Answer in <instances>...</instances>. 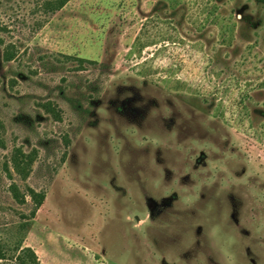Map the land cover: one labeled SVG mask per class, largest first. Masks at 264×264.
<instances>
[{
  "label": "rangeland",
  "instance_id": "374dc122",
  "mask_svg": "<svg viewBox=\"0 0 264 264\" xmlns=\"http://www.w3.org/2000/svg\"><path fill=\"white\" fill-rule=\"evenodd\" d=\"M47 1L0 0L6 264H264V5Z\"/></svg>",
  "mask_w": 264,
  "mask_h": 264
},
{
  "label": "trees",
  "instance_id": "16d2710c",
  "mask_svg": "<svg viewBox=\"0 0 264 264\" xmlns=\"http://www.w3.org/2000/svg\"><path fill=\"white\" fill-rule=\"evenodd\" d=\"M70 0H48L44 4V9L46 12L49 13H55L59 10H61ZM258 4L264 5V0H256ZM4 59L7 62H11L15 59V55L13 52H6L4 55ZM67 59H72L70 57H67ZM81 64H83V60H79ZM46 111L49 113H52V115L56 119H60V116L57 114L55 108L52 107V105L45 106ZM35 161V156L33 153L26 154L22 150H16L12 157V163L14 166V170L23 176V178H27L30 174L33 163ZM15 187V186H13ZM13 191L14 199L16 201H20V199H25L26 196H21L19 194L18 189L15 187ZM28 197L34 201L36 210L33 212V215L36 214V211L41 205L43 204L45 200V194L39 193L33 190L32 188H29L28 190ZM0 260H2V264L9 263V259L7 258V254L4 251V248L2 247V251H0ZM16 263L15 264H41L36 252L30 248V247H21L18 251V254L15 257ZM1 264V262H0Z\"/></svg>",
  "mask_w": 264,
  "mask_h": 264
}]
</instances>
